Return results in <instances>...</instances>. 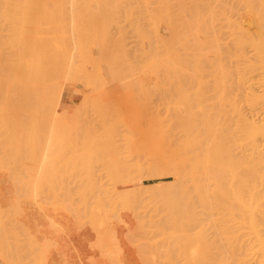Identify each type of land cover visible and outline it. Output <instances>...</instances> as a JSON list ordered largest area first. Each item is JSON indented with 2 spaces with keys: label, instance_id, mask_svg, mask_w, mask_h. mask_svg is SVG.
<instances>
[{
  "label": "rangeland",
  "instance_id": "374dc122",
  "mask_svg": "<svg viewBox=\"0 0 264 264\" xmlns=\"http://www.w3.org/2000/svg\"><path fill=\"white\" fill-rule=\"evenodd\" d=\"M78 1L47 17L0 0V264H172L205 188L208 127L254 113V89L223 99L215 69L244 74L264 34L232 6Z\"/></svg>",
  "mask_w": 264,
  "mask_h": 264
},
{
  "label": "bare ground",
  "instance_id": "6f19581e",
  "mask_svg": "<svg viewBox=\"0 0 264 264\" xmlns=\"http://www.w3.org/2000/svg\"><path fill=\"white\" fill-rule=\"evenodd\" d=\"M239 1L186 0V6L190 12L197 9L208 17L226 14L221 9L232 6L227 16H234L236 20L246 16L256 24V33L262 36L264 0H258V6L253 3L252 8L243 12L233 8ZM62 2L70 10L69 16L73 17L77 0H35L33 11L47 12V17H50L58 13ZM234 30L238 33L248 31L238 22ZM254 45L251 55L247 54L250 50L242 53L247 55L244 57L248 62L247 71L236 79L230 76L229 71L215 69L218 75L214 81L221 84L219 96L240 85L261 93L252 92L249 108L251 113L254 111L253 115L250 113L253 117L234 131H230L227 125L226 130L229 131H225L226 122L222 128L218 125L217 128L208 127L210 142L206 147L202 182L205 188L192 200L195 214L190 215L186 220L188 225L173 239L172 264H264V40L261 45ZM73 63L71 61L70 66ZM14 77L16 79L17 75ZM226 100L229 102L228 98ZM219 109L223 111V108ZM210 123L212 121L208 122L209 126Z\"/></svg>",
  "mask_w": 264,
  "mask_h": 264
}]
</instances>
